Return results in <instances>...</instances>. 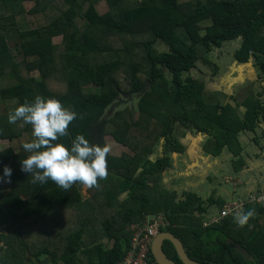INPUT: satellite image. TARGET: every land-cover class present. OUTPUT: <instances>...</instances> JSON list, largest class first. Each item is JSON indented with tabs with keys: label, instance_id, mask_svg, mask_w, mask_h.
<instances>
[{
	"label": "trees",
	"instance_id": "obj_1",
	"mask_svg": "<svg viewBox=\"0 0 264 264\" xmlns=\"http://www.w3.org/2000/svg\"><path fill=\"white\" fill-rule=\"evenodd\" d=\"M28 1L0 0V141L17 146L0 150V173L5 165L13 169L11 182L0 183V264H115L131 247L133 227L156 215L170 224L161 232L173 234L198 264H264V203L245 205L242 212L252 215L243 225L235 215L204 226V215L224 201L192 193L178 199L160 184L172 153L183 152L175 125L205 135L213 156L229 149L238 159L239 133L255 132L264 120V98L253 87L239 105L213 103L204 82L185 76L200 59L212 65L208 54L223 43L239 40L234 61L252 59L264 77V0H32L27 8ZM99 1L107 6L103 14ZM130 93L137 94L135 109L107 115ZM37 95L77 113L56 143L70 147L82 134L105 146L110 136L130 152L106 154V176L87 186L86 197L79 182L65 190L51 180L33 183L20 170L32 126L10 124L8 116ZM162 249L181 264L170 242Z\"/></svg>",
	"mask_w": 264,
	"mask_h": 264
},
{
	"label": "rangeland",
	"instance_id": "obj_2",
	"mask_svg": "<svg viewBox=\"0 0 264 264\" xmlns=\"http://www.w3.org/2000/svg\"><path fill=\"white\" fill-rule=\"evenodd\" d=\"M32 4L33 1L29 0L25 3V7L29 8ZM96 10L99 14L105 13L107 11L106 3L99 1L96 4ZM59 42V37L53 38L54 44ZM238 46L239 40L223 43L220 49L213 50L208 54L212 65H207L200 59L195 68L185 75L204 82L206 99L209 100L210 97L209 101L213 103L216 101L220 104L239 105L247 96L251 95L252 87L254 88L253 93L261 94V98H264V77L257 74L252 61L244 64L234 61L233 53L238 49ZM157 47L161 51L162 43L157 44ZM197 55L201 57L202 52L198 51ZM213 65L218 66L216 74H213ZM2 84L4 83L0 81V87ZM121 99L125 100V103L121 107L120 105L118 108L113 107V112L129 106L128 100ZM136 100V96L133 97L132 105L134 107ZM4 109L0 104V113ZM239 109H242L241 112L245 110L242 106H239ZM173 136L179 143H183L181 146L184 151L171 155V165L161 174L160 184L166 190L174 192L178 199L184 198V193H192L205 202L222 200L226 204L232 200L233 202H243L242 200H247L250 197L254 198L264 189V120L261 118L255 132L239 133L238 140L242 150L238 159L234 158L229 149H225L220 154L221 157H215L214 162L212 156H206L208 153V150H204L206 137L201 133L175 125ZM104 141L109 147L110 155L120 156L123 153H130L126 147L116 144L110 136H105ZM7 147L17 148L14 143L11 145L0 141V150ZM159 148L149 157L151 161L156 159ZM186 148L192 156L190 159L184 160ZM200 149L201 152H199ZM179 156L184 164L179 161L180 159L178 160ZM237 162L244 164L235 171ZM256 185L257 187H255ZM86 189L87 186L83 185L81 189L83 197L87 196ZM218 210V206H213L204 215L205 218L216 214ZM242 211L236 210L237 213H243Z\"/></svg>",
	"mask_w": 264,
	"mask_h": 264
},
{
	"label": "clouds",
	"instance_id": "obj_3",
	"mask_svg": "<svg viewBox=\"0 0 264 264\" xmlns=\"http://www.w3.org/2000/svg\"><path fill=\"white\" fill-rule=\"evenodd\" d=\"M76 118L77 113L57 99L39 95L9 114L8 123L22 120L32 126L34 140L23 144V149L30 155L20 161V170L31 174L33 183L44 184L51 180L67 190L75 182L94 186L98 178L106 176L108 146L91 144L82 134L75 136L70 147L56 143L58 138L69 134L68 126ZM12 172L13 169L5 165L0 173V183L11 182ZM251 215V212L238 213L236 221L243 225Z\"/></svg>",
	"mask_w": 264,
	"mask_h": 264
},
{
	"label": "built area",
	"instance_id": "obj_4",
	"mask_svg": "<svg viewBox=\"0 0 264 264\" xmlns=\"http://www.w3.org/2000/svg\"><path fill=\"white\" fill-rule=\"evenodd\" d=\"M243 202H227L214 215L208 216V221L204 223L207 226L211 223H216L222 218L235 216L238 213L237 209L243 210L248 203H264V190L258 193L254 198L242 200ZM169 222L162 215L147 217L145 222L137 224L133 227L134 237L131 247L125 257L115 264H151L149 252L153 239L161 233V230L169 226ZM4 233L3 227L0 225V236ZM0 247H3V242L0 240Z\"/></svg>",
	"mask_w": 264,
	"mask_h": 264
},
{
	"label": "water",
	"instance_id": "obj_5",
	"mask_svg": "<svg viewBox=\"0 0 264 264\" xmlns=\"http://www.w3.org/2000/svg\"><path fill=\"white\" fill-rule=\"evenodd\" d=\"M248 67H250V66L248 65ZM145 89H147V87ZM160 150H161V148H159V151ZM164 241H168L172 244V246L176 252V255H177L179 261L181 262V264H198V263L194 262L193 260H191L187 256L182 243L173 234H171L169 232L159 233L158 235L155 236V238L152 241V244L150 247V253H151L156 264H176L174 261L169 259L165 255V253L163 252L162 243ZM233 248L239 254H241L245 259H249L248 253L241 246H239L237 243H233Z\"/></svg>",
	"mask_w": 264,
	"mask_h": 264
},
{
	"label": "flooded vegetation",
	"instance_id": "obj_6",
	"mask_svg": "<svg viewBox=\"0 0 264 264\" xmlns=\"http://www.w3.org/2000/svg\"><path fill=\"white\" fill-rule=\"evenodd\" d=\"M252 61V59L250 60ZM137 97L136 93L133 94H125V95H120L119 98H117L111 105L110 107L107 109V115L111 116L113 114V107L118 108V106L120 105V107L123 105V103H125V100L121 99V98H125L126 100H128L129 102V106L132 110L135 109V107L132 105L133 103V97L135 96ZM135 101V100H134Z\"/></svg>",
	"mask_w": 264,
	"mask_h": 264
},
{
	"label": "crops",
	"instance_id": "obj_7",
	"mask_svg": "<svg viewBox=\"0 0 264 264\" xmlns=\"http://www.w3.org/2000/svg\"><path fill=\"white\" fill-rule=\"evenodd\" d=\"M226 104V103H225ZM239 110H242V109H239ZM189 131H191V130H189ZM186 141V140H185ZM181 145H183V143L181 144ZM204 150L205 151H207V149L204 147ZM183 151H184V149H183ZM202 150L200 149V151L199 152H201ZM205 151H204V153H205ZM208 152V151H207ZM222 153V152H221ZM220 153V154H221ZM172 154H175V153H172ZM179 154V153H178ZM185 159L184 160H186V159H190V157L192 156L189 152H188V150H187V148L185 149ZM206 154V153H205ZM219 154V156H213L212 154H210L209 152L206 154V156L208 157V156H212V159L214 160V162H215V160H216V158L215 157H221V155ZM180 159V160H179ZM178 160L179 161H181V163L182 164H184V161L181 159V156H179V158H178ZM210 167V166H209ZM255 187H257V186H255Z\"/></svg>",
	"mask_w": 264,
	"mask_h": 264
}]
</instances>
